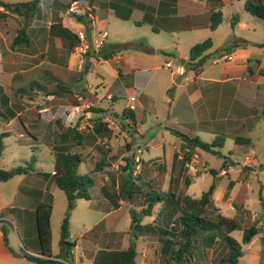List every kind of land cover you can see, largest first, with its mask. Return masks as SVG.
<instances>
[{
    "label": "crops",
    "instance_id": "1",
    "mask_svg": "<svg viewBox=\"0 0 264 264\" xmlns=\"http://www.w3.org/2000/svg\"><path fill=\"white\" fill-rule=\"evenodd\" d=\"M38 1L33 12L21 16L0 5V17L3 18L0 19V37L7 35L0 53V86L9 98L6 105L1 103L0 106L13 110L10 118L0 117L5 121L0 120V133H7L2 141L8 139L10 131L15 129L20 145H30L31 136L23 123L24 119L37 117L46 120L50 128L47 135L52 133V140L59 139L63 130L65 132L77 123V129L84 135L83 144L76 147L79 151L91 150L102 139L110 138L117 142L120 135L124 139L125 149L132 148L127 140L131 137L129 129H125L120 122H117L120 124L118 126L106 114L94 115L102 111L96 103L113 98L124 86V90L129 91L124 105L131 112L129 116L122 115L123 119L129 126L134 125L131 131L142 141L141 151L151 149L156 153L146 162L141 158L142 163L148 165L153 159L149 165L155 168L161 166L165 174L169 171L167 188L176 173H181L180 187L184 183L189 188L193 182L189 174L197 180L202 170L210 174V170L216 171L215 175L212 174V181L216 183L212 203L218 213L242 221V227H261L257 214L250 216L243 213L246 210L244 202L248 201L246 190L241 189L244 184H240L232 195L235 180L229 178L226 184L217 181L235 171L239 173L238 179L244 183L261 164L255 158L245 156L241 164L225 158L219 168H209L207 160L201 157L204 150L198 147L184 162L188 148L171 131L173 129L199 138L201 134L208 133V141L221 137L222 146L218 149L221 157V148L225 146L229 154L232 148L239 152L248 148L253 155L261 154L264 150V46H258L264 43V19L246 10V0ZM70 1H77L79 9L70 12ZM261 1L264 3V0ZM215 11L221 12L222 21L211 30L210 17ZM234 16L237 20L232 27L231 19ZM54 24L71 33L77 29L85 31L90 50L83 62L79 60L76 47H70V41L55 32ZM21 26H24L25 34L14 42ZM102 31L107 32L105 44L96 48L93 42ZM148 33L159 36L149 39L146 36ZM208 38L211 47L205 53L209 56L195 72L188 63L190 49ZM232 43L237 45L228 50L222 49ZM167 61L174 65L181 64L182 72L173 73L165 66ZM103 63L112 69L108 72L100 69ZM91 69L97 76L86 80V75L84 81L83 74ZM3 77H8V81H4ZM24 93H28V96ZM131 97L134 99L130 100ZM167 102L169 105H166ZM181 102L180 107L187 110L179 118L173 109ZM161 103L163 108L158 111L156 105ZM149 108L151 118L144 119L143 113ZM137 109L143 111L141 116L144 120L139 122L135 119ZM24 114L26 118L22 117ZM166 132L175 138L166 137ZM226 137L231 139V145L226 143ZM176 138H180L178 143ZM53 146L55 144H52V149ZM223 162L227 164L224 167ZM93 168L89 170L92 175L95 173ZM27 178V174L22 173L0 181V223L10 215L18 218L20 212L16 210L17 213L13 214L7 208L18 204L19 183H24L26 187ZM260 199L264 202L261 194ZM45 201L40 200L34 209ZM225 207L235 209V215L226 214ZM112 208L102 219L108 222L107 230L115 233V212L121 207ZM158 217L157 211L154 215L156 223L152 224V218L146 222L143 217L142 224H151L156 229L171 225L164 223V216L160 221ZM260 231L256 235L261 233L262 236ZM71 237L70 233L68 241L71 245L69 251L64 253L66 256L58 258L62 261H66L67 256L72 257L77 250L78 245ZM143 237L146 236L138 238ZM29 247L25 251L38 255V246L31 244ZM68 247L66 245L64 250ZM160 250L163 251L161 246ZM0 258H4L8 264L18 263V258L10 254L0 255ZM259 259L260 254H257L250 264H258Z\"/></svg>",
    "mask_w": 264,
    "mask_h": 264
},
{
    "label": "rangeland",
    "instance_id": "2",
    "mask_svg": "<svg viewBox=\"0 0 264 264\" xmlns=\"http://www.w3.org/2000/svg\"><path fill=\"white\" fill-rule=\"evenodd\" d=\"M0 1H2L3 3L13 4L32 0ZM0 19L3 18L0 17ZM259 32L260 30L257 29V33ZM4 36L5 37H3L2 35L0 37V53L7 35ZM146 36L149 39H154V36L158 37L159 35L148 33ZM147 37L145 41H147ZM161 42L164 43V40L162 39ZM100 69L106 70L108 72L112 68L109 67L107 63H103L100 66ZM86 75V80H89L91 76H97L96 72H93L92 69L88 73L85 72L83 74L82 78L84 81ZM2 79L6 82L8 81V77H3ZM126 86H128V84H126ZM37 88H39V86H37ZM24 94L28 96V93ZM128 94L129 91L124 90L123 86L122 91L118 94L116 93L113 98H105L102 101H99V103H96L101 106L102 111H98L94 113V115L106 114L111 120L116 121V123L120 122V124L124 125L125 129L130 130L131 137L127 138V140L131 142L132 148L128 145L129 149H125L124 139L120 135L118 136L120 139L117 140V142L114 139L110 138H108L107 140L102 139V141L96 143V145H98L97 147L95 145L91 150L90 148H88L84 151L85 159L79 166V172L88 173L89 170L94 167L93 170L95 173L93 174V176L95 177V186L92 188L91 194H93L91 198L76 200L75 206L70 212L68 225L69 234H72L71 240L76 241L78 247L77 250L72 253V257H66V261H62L58 258L66 256V254L61 251L62 248L60 246L59 240L62 219L67 209V198L63 190L53 185L54 182L51 173L54 170L55 164L53 149L51 147L52 144H58V139L52 140V133H49V136L47 135V132L50 131L49 125L46 124L45 119H38L37 117H32L33 120L24 119L23 124L28 130V135L30 134L31 136L30 145L25 144L24 146H21V141L18 138L17 131L15 129L10 131V137L8 139H4L3 141L4 147L0 157V168L9 169L11 167L30 163L31 169L25 172V174H27L28 176L26 187L24 183H19V189L17 193V197L19 199L18 204L13 205L12 207L9 205L7 208L8 211L11 210V212H9L13 214H16L17 211L20 212V214H18V218L15 215H10L6 218L5 221H2L0 223V255L8 256L10 254L11 256H16V258H18L17 264L31 263L24 256V253L32 255L29 252L25 251V248H30L29 245L31 244H35V246L39 245L36 233L34 206L40 200H46L45 202H51L53 205V210L50 218V228L52 235L51 259L57 261L58 263L93 264L94 258L96 257V253H98V251L103 249H122L132 244L136 250L134 264H176L175 259L172 257V254H169L167 252V248H164L163 251L160 250V246L162 247L160 238L154 235H148L143 238L134 239L131 233L128 232V225L130 223V216L128 213L129 208H136L137 211H139L143 207H145V202L141 200L142 194L145 196V191H147L144 182L150 181L151 185L147 186L148 188L150 187L157 190H166L167 183H169L170 181L169 171L167 172V174H165L162 172L163 168L161 166L155 168L156 166L149 165L153 162V159L148 162V165L142 163L141 158L146 162L150 158H154L156 153L155 150L151 149L149 151L144 149L143 151H141V148H143L142 141L135 132L131 131V128L134 125L130 124L131 126H129L123 119L122 115L129 116V113L131 112V110L126 108L124 105ZM7 102H9V98L6 93H3V89L0 86V105L1 103L3 105H6ZM166 105H169V103L167 102ZM181 105L182 102L173 109L174 112L177 113V115L179 114V118L182 117L180 116L182 115L181 113H186L187 110V108H181ZM161 108H163L162 103L156 105V109L158 111ZM150 110L151 108L147 109L146 112L143 113L142 110L137 109L135 111L136 121L139 122L146 118H151ZM0 111H3L4 114L0 117L5 119L10 118L9 116L13 112L12 109L2 108L1 106ZM142 113L144 115V119H142ZM22 117L26 118L27 116L24 114ZM2 118L0 120L5 123ZM117 124L118 126H120L119 123ZM112 131L114 130L112 129ZM38 134L41 136L39 137ZM44 134V138L41 139ZM166 134V137L175 138V136H172L170 132H166ZM36 138L40 139L36 140ZM209 138L210 135L208 133H203L200 135V139L203 141L211 142L208 141ZM176 139L178 143L180 138ZM226 143L230 145L232 144V141L229 137H226ZM139 145H141V147H138ZM64 148L68 149L71 147L69 145H66L64 146ZM216 149H219V147H216ZM221 151L223 157L212 155L210 153L202 151L201 157L207 160V167L219 168L223 159L225 158H228V160L231 161L236 160L241 164L245 156L253 157L261 164L260 168H255V170L250 173L248 179H246L244 183H242L241 179H238L239 173H236L235 171L230 172L229 175L224 176L222 179H217V181L226 184L228 183L229 178L235 180V185L232 188L231 192L232 195L235 194L240 184H244L241 189L242 191L246 190L248 201L244 202V207L246 208V210L243 213L250 216H252L254 213L257 214L259 219L258 224L263 225L264 202L260 199V194L264 196V150L261 151V154L257 153V155H253L248 150V148L246 151L240 152L235 151L232 148L231 153L229 154L227 153V147L225 146L221 148ZM31 158L33 161H31ZM127 158H132L134 162V178L132 182L136 186L140 185L142 189L136 188V191L141 190V192L133 194L132 199L121 202V204L119 205V207L121 208L115 212V216L117 215V217H114L115 221L113 231L115 233H110V230L108 231L106 228L108 222L107 220L103 221V219H105L107 212L113 209L112 207H114V209L117 208L115 207V205L118 199L116 198V200L111 196L112 190L107 184L110 181L109 177L114 176L116 179L119 178V173H121L122 167L125 165V159ZM96 162H102V165L99 167V165H96ZM189 177L193 182L190 184L189 188L186 186V184L182 183V186H179L178 188V194L187 193L192 195L193 193L192 196L199 197L201 193L208 188L213 178L212 174H210L209 171L203 170L199 179L194 180L191 174H189ZM103 187L107 188L106 190L109 194V198L105 197L103 192H101V189ZM15 206H18V208L16 209ZM159 209L160 203L157 202L152 208L153 216L144 217V220L147 222L152 218V224L156 223L157 219L154 220V215ZM165 209V213H172L171 211H168V208ZM224 212L229 216H234L236 210L233 208L225 207ZM240 212L242 211L240 210ZM172 214L174 215V212ZM174 216H176V214ZM102 217L104 218L102 219ZM161 217L162 216L158 217L159 221ZM166 220L168 219L165 218L164 223H166ZM237 221L242 225L244 224L240 220ZM157 224L159 225L160 223L157 222ZM160 226H163V224ZM260 232H262L263 234V231ZM214 233L215 237L212 238L211 236H213ZM229 235L233 239L241 243L242 231L235 229L231 231ZM261 237L262 236L260 233L253 237L251 243H241L242 256L239 257L238 264H250L253 257H255L257 254H260L258 264H264V241H262ZM223 238L224 228L219 231H210L201 234L198 237L196 236V244L193 246V248L190 249L188 253H186V255L184 256L185 261L181 264H223L224 262H221V260L223 259V257H225L227 250V248L225 247L226 242ZM173 247L175 248L177 246L174 244ZM0 262V264H8V261L4 260V258H0Z\"/></svg>",
    "mask_w": 264,
    "mask_h": 264
},
{
    "label": "trees",
    "instance_id": "3",
    "mask_svg": "<svg viewBox=\"0 0 264 264\" xmlns=\"http://www.w3.org/2000/svg\"><path fill=\"white\" fill-rule=\"evenodd\" d=\"M38 2V0H32L9 4L0 1V5L21 16L26 13L33 12ZM245 8L257 18L264 19V3L261 0H246ZM78 17L80 18V16ZM236 20L237 18L235 16L232 17V27L236 23ZM221 21V12H213L210 17V29H215ZM52 27L59 36L70 41V47L77 46L79 40L75 33H71L70 30L56 24ZM23 28L24 26L20 27L14 42H16L17 38L24 36L25 30ZM153 30H157L155 26H153ZM236 45L237 43H232L222 49L228 50L230 47ZM258 46H264V43L258 44ZM210 47L211 40L209 38L191 47L188 63L191 64L195 72L201 68L203 63L208 58L209 55H207L205 51ZM3 115V111H0V116ZM77 126L78 124L76 123L74 126L68 127L65 132L60 133L59 139L57 140L58 144L53 146L55 163L54 172L52 174L54 182L53 185L63 190L67 198V209L62 219L59 240L62 248L61 251L63 253L69 251L71 245L68 241L70 212L74 208L76 200L91 198L92 188L95 186V178L92 175V171L88 173L79 172V166L85 159V153L77 150L76 148L77 145L81 146L83 144L82 140L84 139L83 133L77 129ZM171 131L179 136L188 148V151L185 152L186 157L184 162L190 158L193 154V149L196 147L221 156L219 150L216 149V147L222 146L223 139L221 137H216L211 142H206L197 136H189L186 133L173 129H171ZM6 135V132L0 133V157L4 147L2 139ZM66 145H69L71 148L65 149L64 146ZM32 158L31 161H33ZM133 163L132 158L125 159V165L122 167L121 173H119V178L116 179L114 176L109 177L110 181L107 185L112 190L113 194L111 193V196L118 199H116L117 201L115 205L117 208L120 205V201L130 200L133 198V194L141 192V190H137V192L135 189H142V187L140 185L136 186L132 182L134 178ZM96 165H99L100 167L102 162H96ZM226 165L227 164L223 162L222 167ZM30 169V163L18 165L9 169L0 168V181H6L15 175L25 173ZM210 171L213 175L216 174V171ZM180 177L181 173H176L174 175L172 184L166 189L167 191L164 189L157 190L150 187L149 189L147 186L151 185L150 181L144 182L147 191H145V196L142 194L141 200L145 202V207L139 211H137L136 208H129L128 210L130 216L128 232L131 233L134 239L142 235L157 236L161 240L162 248H167V252L172 254L176 264H181L185 261L184 256L196 244V236L198 237L199 235L210 231H219L224 228L223 239L226 242L225 247L227 250L225 257L221 260V262H224L223 264H238V259L242 256L241 243L248 244L253 236L260 230L263 231L261 238L262 241H264V223L261 227L256 225L242 227L237 220L228 218L218 213L217 208L212 203V195L216 188V183L214 181L210 183L208 188L203 191L199 197H193L187 193H177L180 186ZM106 189L107 188L103 187L101 192H103L105 197L109 198V194ZM157 202L160 203L158 216H164V218L168 219L166 220L167 224L170 225L171 223L169 227L156 229L151 224H142L143 217L150 216L152 214V208ZM165 208H168V211H171L172 213L174 212V215L176 214V216L168 212H166V214L164 212V210H166ZM52 210L53 205L51 202H40L35 208L36 233L39 245L38 255H29L24 253V256L31 262L30 264H64L51 259L52 235L50 218ZM235 229L242 231L241 243L229 235V233ZM211 237L214 238L215 233ZM174 244L177 247L174 248ZM66 245H69V247L64 250ZM135 257L136 250L131 244L130 246L122 249H103L98 251L93 264H134Z\"/></svg>",
    "mask_w": 264,
    "mask_h": 264
},
{
    "label": "built area",
    "instance_id": "4",
    "mask_svg": "<svg viewBox=\"0 0 264 264\" xmlns=\"http://www.w3.org/2000/svg\"><path fill=\"white\" fill-rule=\"evenodd\" d=\"M77 9H79L78 2L77 1L71 2L70 6H69V11L73 12V11H76ZM74 33L76 34V36L79 40V43L76 46V52L78 54L79 60L81 62H83L85 55L90 50V44L87 40L86 33L83 29H77ZM106 37H107L106 31H102L101 33H99V37L94 40L93 46L96 48H100L101 46H103L105 44ZM228 58H230V57H228ZM165 66L167 68H170L173 73H181L182 72L181 64L174 65L171 61H167L165 63ZM133 99L134 98L131 97L130 100H133ZM130 107L133 108V106H131V105H130ZM245 159L248 160L247 157Z\"/></svg>",
    "mask_w": 264,
    "mask_h": 264
}]
</instances>
